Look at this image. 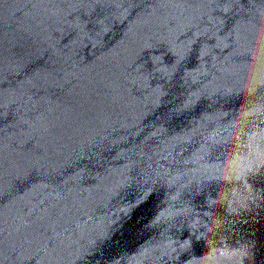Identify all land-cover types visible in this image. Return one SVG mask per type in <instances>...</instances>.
Wrapping results in <instances>:
<instances>
[{"label":"water","instance_id":"1","mask_svg":"<svg viewBox=\"0 0 264 264\" xmlns=\"http://www.w3.org/2000/svg\"><path fill=\"white\" fill-rule=\"evenodd\" d=\"M0 264H264V0H0Z\"/></svg>","mask_w":264,"mask_h":264}]
</instances>
